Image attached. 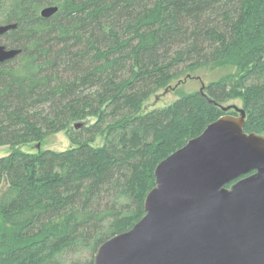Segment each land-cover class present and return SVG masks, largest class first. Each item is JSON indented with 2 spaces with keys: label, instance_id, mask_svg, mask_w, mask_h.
I'll list each match as a JSON object with an SVG mask.
<instances>
[{
  "label": "trees",
  "instance_id": "1",
  "mask_svg": "<svg viewBox=\"0 0 264 264\" xmlns=\"http://www.w3.org/2000/svg\"><path fill=\"white\" fill-rule=\"evenodd\" d=\"M44 6L57 10L44 18ZM0 10V24L16 23L1 42L20 49L0 63V146L63 130L71 144L0 156V264H92L144 215L156 164L230 98L243 99L244 131L264 134V0H1ZM202 70L220 75L143 113L149 96Z\"/></svg>",
  "mask_w": 264,
  "mask_h": 264
},
{
  "label": "water",
  "instance_id": "2",
  "mask_svg": "<svg viewBox=\"0 0 264 264\" xmlns=\"http://www.w3.org/2000/svg\"><path fill=\"white\" fill-rule=\"evenodd\" d=\"M15 27L1 23L0 36ZM19 53L0 42V63ZM219 105L222 115L156 164L144 215L92 264H264V135L244 131L243 108Z\"/></svg>",
  "mask_w": 264,
  "mask_h": 264
},
{
  "label": "rangeland",
  "instance_id": "3",
  "mask_svg": "<svg viewBox=\"0 0 264 264\" xmlns=\"http://www.w3.org/2000/svg\"><path fill=\"white\" fill-rule=\"evenodd\" d=\"M3 12L0 10V20L2 18ZM2 38H0L1 42ZM3 42V40H2ZM1 42V43H2ZM3 44V43H2ZM220 75L218 72H211L209 70L195 71L188 75H182L177 79H173L168 86L159 89L154 94L148 97L142 104L143 113L150 111L154 108H161L173 103L178 98L191 94V92L202 89L206 86L210 80L217 78ZM221 105L228 106L229 112L238 114L237 108L244 109L243 99L240 97L230 98L224 101ZM246 115V112H245ZM264 135V134H262ZM37 143H39V148H37ZM101 143V138H97L95 142L91 145L98 146ZM71 147L69 139L66 135L65 130L52 133L43 137L39 142H32L27 144H22L18 146H0V156L7 155L13 149H19L25 152H36L37 150L51 149L54 151L66 150Z\"/></svg>",
  "mask_w": 264,
  "mask_h": 264
}]
</instances>
